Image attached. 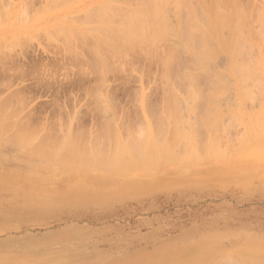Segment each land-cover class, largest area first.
<instances>
[{
	"label": "rangeland",
	"instance_id": "1",
	"mask_svg": "<svg viewBox=\"0 0 264 264\" xmlns=\"http://www.w3.org/2000/svg\"><path fill=\"white\" fill-rule=\"evenodd\" d=\"M166 1L0 0V264H264V139L240 153L264 122V82L256 81L264 68V0H178L183 26L172 38L158 34L159 13L175 22ZM136 12L150 22L142 21L148 35L133 42L113 36L100 16L113 14L114 26L133 28ZM213 21L229 25L217 35L204 28ZM105 35L113 37L111 47ZM225 44L226 51L217 49ZM234 61L252 65L255 83L239 84ZM211 91L219 94L213 107L222 130L203 127ZM190 130L202 149L208 136L222 137L227 155L218 160L203 149L208 159L201 164L180 161L187 150L175 147L176 134ZM146 132L171 149L172 162L159 171L142 163L109 181L112 189L133 183L137 190L68 194L73 178H100L92 160ZM71 153L88 156L92 164L78 160L90 169ZM56 155L64 156L52 160ZM252 160L260 165L253 170ZM58 161L76 166L62 171Z\"/></svg>",
	"mask_w": 264,
	"mask_h": 264
},
{
	"label": "bare ground",
	"instance_id": "2",
	"mask_svg": "<svg viewBox=\"0 0 264 264\" xmlns=\"http://www.w3.org/2000/svg\"><path fill=\"white\" fill-rule=\"evenodd\" d=\"M202 1V0H201ZM204 1V0H203ZM206 1V0H205ZM204 1V2H205ZM218 1H220V0H218ZM232 1V0H231ZM166 2H168V3H170L169 5H172L173 7H174V20H175V22L173 23V24H171L172 22H170V18L168 17V15L166 16L164 13H159L158 14V18H157V14L156 15H153V17L154 16H156V17H154V18H157L158 20H159V22H160V28L159 27H157V28H159V29H162V30H159V31H162V32H158V34H160L159 36H163L164 35V37H166L167 35L169 36L170 35V37H171V35L172 34H174V35H178V32H179V30L182 28V26H181V24H182V21H181V18H180V14H179V11L177 12V10H179V3H178V0H167ZM221 2V1H220ZM223 2V1H222ZM215 3H216V1H215ZM238 3V2H237ZM236 3V4H237ZM232 4H234L235 5V2L234 3H232ZM230 5V6H233V5ZM105 6L104 7H106V4H104ZM216 5L217 4H215V7H216ZM224 5V4H223ZM239 5V4H238ZM228 6V5H227ZM229 6V7H230ZM235 6H237V5H235ZM256 6V5H255ZM264 6V5H263ZM228 7V8H229ZM239 7V6H238ZM109 8V7H108ZM107 7H106V9H108ZM232 8V7H231ZM222 9V8H221ZM256 9V8H255ZM254 9V10H255ZM257 9H258V7H257ZM161 10H163V9H161ZM230 10V9H229ZM253 10V11H254ZM165 11V10H164ZM208 11H209V9H208ZM218 11V10H217ZM233 11V10H232ZM258 11V10H257ZM222 12H224V10H222ZM113 13V12H112ZM111 13V14H112ZM170 13V12H169ZM233 13H235V12H233ZM241 13V12H240ZM104 14V13H103ZM100 15L101 16V20L102 21H104L103 22V24L105 23V25L107 26L106 27V29L109 27V28H111V24H112V29H113V31H111L112 33H113V36L115 35V33L116 34H118L119 36H118V38H122V40H125V41H127L128 39H131V40H129V41H132L133 42V39H135L134 41H138V39H140V37H141V39H142V37H144V36H142L143 34H146V35H148V33H145V31H144V24L147 22V23H149L150 21H146V20H144V18H145V16L143 15V20H141V16L142 15H140V14H137V12L136 13H134L133 15H132V19H133V21H134V27L133 28H131V27H123V28H119V26L118 27H116V25L114 26V24H113V22H114V19H112V18H114V16L113 17H111L112 15ZM110 14V13H109ZM179 14V15H178ZM146 15H148V14H146ZM171 15V14H170ZM189 15H191V14H189ZM234 15H236V13L234 14ZM150 16V18H151V16L152 15H149ZM237 16V15H236ZM242 16V15H241ZM191 17V16H190ZM239 17V16H238ZM237 17V18H238ZM148 18V17H147ZM168 18V19H167ZM116 19V18H115ZM218 19H219V17H218ZM225 19V20H224ZM224 21H226V19H227V17L225 18V16H224ZM230 19V18H229ZM229 19L227 20V21H229ZM100 20V19H99ZM113 20V21H112ZM153 20V19H152ZM169 20V21H168ZM231 21L229 22L230 23V25H231V22L233 23V18H231L230 19ZM236 20H239L240 21V18H238V19H236V17H235V21ZM142 21H145V23L144 22H142ZM156 21L157 20H154L153 22H154V26L155 25H157L158 26V21H157V24H156ZM224 21H222L221 23H218V21H213L212 22V24L215 22L217 25H214L213 24V26L211 27V24H209V22H207L206 24H205V27L204 28H207V30L208 31H212L213 32V29H214V31H216V32H214V33H216L217 35H218V32L221 30L220 28H222L221 26H224L225 25V28H227V26L229 25V23H228V25L226 24V22H224ZM238 21V22H239ZM121 22V21H120ZM153 22H151V24H148L149 25V27H150V25H151V27H152V23ZM237 22V21H236ZM100 23V22H99ZM144 23V24H143ZM210 23H211V21H210ZM242 24V23H241ZM124 25V24H123ZM127 25V24H126ZM154 26H153V31L154 32H157L156 30H157V28L155 27L154 28ZM196 26V25H195ZM232 26V25H231ZM231 26H229L230 28H231ZM115 27V28H114ZM148 27V26H147ZM146 27V28H147ZM199 27V28H198ZM219 27V28H218ZM228 27V28H229ZM103 28V27H102ZM101 28V29H102ZM117 28V29H116ZM198 28V29H197ZM121 29V30H120ZM150 29H151V31H150ZM156 29V30H155ZM199 30V31H201L200 29V26H196L195 27V31H197V30ZM232 29V28H231ZM231 29H229V30H231ZM234 29V28H233ZM232 29V30H233ZM103 30V29H102ZM147 30V29H146ZM218 30V31H217ZM231 30V32H233L234 30H235V35L237 36V38L240 36H238L237 35V30L238 29H234L233 31ZM150 31V32H149ZM222 31V30H221ZM144 32V33H143ZM147 32H149V34L150 33H153L152 32V28H149L148 30H147ZM198 32V31H197ZM239 32V31H238ZM142 33V34H141ZM161 33H164V34H161ZM166 33V34H165ZM202 34L203 36H205L206 37V33L204 32V31H201V32H199V34ZM211 32H209V34H210ZM157 33H155L154 34V36L156 35ZM157 34V35H158ZM216 34H215V36H216ZM233 34V33H232ZM145 35V37H148V36H146ZM155 36L156 38L157 37H159V36ZM166 35V36H165ZM173 35V36H174ZM211 35H214V34H211ZM234 35V34H233ZM115 36H117V35H115ZM138 36H140V37H138ZM161 36V37H162ZM209 35H207V37H208ZM128 39H127V38ZM136 37H138V38H136ZM155 37H154V40H155ZM170 37H168V38H170ZM214 37V36H213ZM219 37V36H218ZM97 38V37H96ZM172 38V37H171ZM237 38L235 37V39L237 40ZM104 38H102L101 40H103ZM149 39V38H148ZM151 39V38H150ZM209 39H211L212 41H213V39L212 38H209ZM215 39V38H214ZM99 41H100V44H101V40L100 39H98ZM211 40H209V41H211ZM216 40H218V39H216ZM235 40V42L237 43V41H239V43H242V42H240L241 40H240V37H239V39L236 41ZM114 40H113V37H111V36H108V35H105V42H106V44H108V45H110V47H111V44H113L114 42H113ZM211 41V42H212ZM221 41V40H220ZM113 42V43H112ZM217 42H219V41H217ZM234 42V41H233ZM123 43V42H122ZM129 43V42H128ZM127 43V44H128ZM214 43V42H213ZM213 43H212V45H213ZM222 44H223V42H221ZM235 43V44H236ZM125 44V43H124ZM116 45V44H115ZM211 45V44H210ZM211 45V46H212ZM219 45V44H218ZM217 45V46H218ZM238 45L239 44H237V47H238ZM216 46V47H217ZM220 46V45H219ZM222 46H227L226 44L225 45H221V48H219V47H217V49H219V50H221V51H224V49L225 48H222ZM233 47V46H232ZM243 47H244V45H243ZM214 50L216 49V48H213ZM232 49V48H231ZM237 49V51H238V49H241V45H240V48H236ZM246 49V48H245ZM244 49V50H245ZM219 50H218V52H219ZM227 50V48L225 49V51ZM243 50V51H244ZM194 51H196V50H194ZM199 51V50H198ZM217 51V50H216ZM242 51V49L241 50H239L238 51V53H240L241 54V56L240 57H242V55L244 54V53H242L241 52ZM247 51V50H246ZM203 52V51H202ZM204 53V52H203ZM237 52L235 53V52H233V54L231 55V57L232 58H234L235 60H236V58L239 56V54H238ZM246 53V52H245ZM245 55V54H244ZM243 55V56H244ZM200 58H202V57H200ZM199 58V59H200ZM238 59H240V58H238ZM231 60H233V59H231ZM200 61H202L203 62V60H200ZM240 61V60H239ZM242 61H245V60H242ZM202 62H200V64L202 63ZM246 62V61H245ZM231 64H232V62H231ZM201 66H203V64L201 65ZM233 66V69H231V73L233 74V73H235L234 75H237L238 74V76H237V79H240L239 80V84L241 83V84H243V83H247L246 85H249L248 84V82L251 80V78H254V76L251 74V72L252 71H250L249 72V70H252L253 68L252 67H250V66H252V65H250V66H247L246 64H240L239 62H237V61H234V63H233V65H231L230 67H232ZM255 66V65H254ZM258 67H259V65H257ZM252 68V69H250V68ZM257 68V67H256ZM260 68V67H259ZM253 71H255V70H253ZM256 72V71H255ZM258 73H259V71H258ZM260 74H262L263 75V77H264V68H263V66L260 68V73L257 75V79H258V77H259V75ZM256 76V75H255ZM192 77V76H191ZM240 77V78H239ZM242 78V79H241ZM249 78H250V80H249ZM255 79V78H254ZM256 79V81L258 82L259 81V83H257V85L259 84L260 85V83L261 84H263L262 82H264V80H257ZM192 80H193V77H192ZM252 82H253V79L251 80ZM250 81V82H251ZM253 83H255V82H253ZM245 84H243L244 86V88H247V86L245 85ZM256 85V84H255ZM240 86V88H242L243 90H244V88L241 86V85H239ZM192 87H194V86H192ZM249 87H251V86H249ZM248 87V88H249ZM260 87H262V85L260 86ZM190 88H191V86H190ZM189 88V90H191ZM195 88H193V90H194ZM241 89V91H243ZM251 89V88H250ZM193 90L190 92V96H191V93L193 92ZM196 90V89H195ZM240 90V89H239ZM197 91V90H196ZM215 91V90H214ZM240 91V92H241ZM251 91V90H250ZM249 91V92H250ZM195 92V91H194ZM193 92V93H194ZM211 92H213V91H211ZM210 92V93H211ZM216 92H218V90L216 91ZM216 92L214 93H211V95H210V97H209V99H208V101L207 100H205V101H207L206 103L204 102V104H206L207 105V107L209 108V113H208V115L206 116L205 115V119H203V121H202V123H204V125H203V127L205 126V128L207 127V129L209 130V128H218V130H222V126L223 125H220V124H222L221 122H222V118H221V116H220V114L218 113V110H216V108L215 107H213L214 106V99H215V101L217 100V98L216 97H218L219 96V94L217 95L216 94ZM219 92H220V89H219ZM244 93H242V97H244V99H249L250 97H251V95H249L247 92V90H245V91H243ZM261 93V92H260ZM195 94H196V92H195ZM194 94V95H195ZM261 94H263V93H261ZM193 95V94H192ZM194 95H193V97H194ZM241 95V94H240ZM195 97H196V95H195ZM190 98H192V96L190 97ZM196 99H198V97L197 98H195V100ZM194 100V101H195ZM200 100V99H199ZM198 100V101H199ZM203 100V99H202ZM250 100V99H249ZM197 101H195L194 103H196ZM200 104V103H199ZM196 106V105H195ZM194 107V106H193ZM194 109V108H193ZM213 111H212V110ZM194 111V110H193ZM212 111V112H211ZM245 111L243 110H238V112H237V114L236 115H238V118H242V121L243 122H245V123H250V118H249V115L247 114V113H244ZM241 113V114H240ZM177 120V119H176ZM0 121H3V120H0ZM223 123H224V121H223ZM2 124H3V122H2ZM259 124H261V134L258 136L257 134H255V133H253L252 135H251V133H252V129H251V133H249L248 134V137L247 138H245L242 142H241V148H240V153H245L246 152V150L248 149V148H250L253 144L255 145V146H259V144L261 143V141L264 139V122L263 123H259ZM1 125V124H0ZM220 126H221V128H220ZM226 126V125H225ZM161 128V127H160ZM157 130V129H156ZM158 130H159V128H158ZM157 130V131H158ZM193 130V129H192ZM192 130H190V131H188V132H182V131H178L177 132V134H176V139H175V141H174V143H175V147L176 146H178V145H180V144H183L184 145V147L186 148V150H187V157H185V158H183L182 156L180 157L179 156V158L181 159L180 161H182L183 163H191V162H193V161H196L195 163H196V165L197 164H199V162H200V164L203 162L202 160H204L203 158H205V156L202 158L201 157V155L199 154L200 152H199V150H203V149H205V150H203L204 152H206L207 153V155L209 156V157H212V158H214V159H218V160H222L221 158H223L224 156H226L227 154L226 153H223L220 149V147L222 146V145H220V142H221V138H219V139H217V136L215 137H209L208 136V138H210L209 140H205L204 138H202V139H204L205 141H206V143H202L203 144V149H202V147H199L198 146V143H199V145H201L200 144V142L198 141V143H197V141H196V139H198L197 138V134L195 133V131L193 132ZM211 130V129H210ZM140 131V130H139ZM143 131V130H142ZM141 131V132H142ZM160 131V130H159ZM217 131V130H216ZM215 131V132H216ZM145 131H143V133H144ZM153 133H154V130L152 131ZM207 132V131H206ZM219 132V131H218ZM147 134H146V136H145V134L144 135H142V137H139V139H140V141L139 142H137V143H135V144H133V145H126V144H124V143H122V142H120V141H116L115 143H113V144H115L114 145V147H113V151L111 152V154L112 155H108L107 157H105V155L104 154H106V153H102V150H100L101 151V153H102V155H100V156H103L104 155V157L103 158H99V159H96V160H92V162H94V166L95 167H97L99 170H98V172L100 173V176H98V177H100V178H102V179H100V178H93L92 176H91V178L90 177H88V179H74L73 178V180H70L69 182V186H68V194H70V195H80V194H83V195H91V194H104L105 193V190H107L106 192L107 193H110V192H114V191H118V190H127V191H132V190H137V188H139V187H136L135 185H133V183H128V184H125V185H123L122 187H120L119 189H112V187H113V185H111V186H109L110 184H109V181H110V179H114V178H116V177H118L119 175H122V174H125V173H128V172H130V173H132L133 174V172H131V171H134V170H136V169H138V166L139 165H141L142 163L143 164H152V166L153 165H155L154 166V169L156 170L158 167V169H160V168H163V164H168L167 162L168 161H170V162H172L170 159L172 158V152H171V149H168L167 147H164L163 148V146H160L155 140H153V138H155V137H157V139H159L158 138V136H154L151 132H146ZM157 133V132H156ZM162 133V132H161ZM194 133H195V135H194ZM115 134V133H114ZM163 135V134H162ZM115 136H118V135H115ZM132 136V135H131ZM130 136V137H131ZM112 137H113V134H112ZM112 137H110L111 139H113V140H111L112 142L114 141V138H112ZM198 137H199V135H198ZM207 137V136H206ZM205 137V138H206ZM162 138V137H161ZM20 139H21V137H20ZM22 139H24V138H22ZM118 140L119 138L117 137H115V140ZM141 139H142V141H141ZM156 139V140H157ZM201 139V140H202ZM66 140H70V139H66ZM120 140V139H119ZM129 140H133V139H130L129 138ZM160 140V139H159ZM174 140V139H173ZM158 141V140H157ZM131 142H133V141H131ZM130 142V143H131ZM168 142V141H167ZM202 142V141H201ZM13 143V142H12ZM68 143L69 142H67V145H68ZM73 143V142H72ZM171 144H173V142L171 143ZM166 145V144H165ZM205 145V146H204ZM71 146H72V144H71ZM167 146V145H166ZM69 147V146H68ZM200 149H199V148ZM22 149V148H21ZM64 149H66L65 147H64ZM69 149V148H68ZM73 149V148H72ZM72 149H70V150H68V151H71ZM76 149V148H75ZM77 150V149H76ZM74 150H72V152H73ZM78 151V150H77ZM107 151V150H106ZM29 152V151H28ZM105 152V151H104ZM108 152V151H107ZM226 152V151H225ZM86 153V152H85ZM100 153V152H99ZM23 154V153H22ZM69 154V153H68ZM72 154V153H71ZM70 154V155H71ZM76 154V153H75ZM226 154V155H225ZM35 155H36V153H35ZM38 155V154H37ZM72 155H74V153L72 154ZM78 155V154H77ZM86 155H87V153H86ZM86 155H85V157H86ZM92 155H95V156H97L98 154H92ZM98 155V156H99ZM41 156V155H40ZM60 156L61 155H56V156H52V160L54 159V160H56L57 161V159L59 158L60 160L61 159H63V158H60ZM64 156V155H63ZM63 156H61V157H63ZM74 156H76V155H74ZM94 156V158H96ZM71 157H73V156H71ZM70 157V158H71ZM80 157V156H79ZM78 156H76V158L74 159V160H78V158H79ZM91 157V156H90ZM89 157V158H90ZM42 158V157H41ZM70 158L68 157V159L69 160H66V162H68V163H71L72 161H73V158H71V160L72 161H70ZM82 158V160H81V162H84V160H87L85 163H87V162H90L91 163V161H89L87 158H88V156H87V158L85 159L84 158V160H83V157L81 156L80 157V159ZM201 158H202V160H201ZM226 158V157H225ZM224 158V159H225ZM64 159H65V157H64ZM80 159L78 160L79 161V163H78V165H85V163H81L80 162ZM205 159H208V157H206ZM76 160V161H77ZM91 160V159H90ZM178 160V162H179V159H177ZM15 161V160H14ZM16 161H18V160H16ZM75 161V162H76ZM199 161V162H198ZM208 161H210V160H208ZM59 163H61L60 161H58ZM169 162V163H170ZM198 162V163H197ZM22 163V162H21ZM45 163V162H44ZM68 163H64V161L61 163V165H60V170H62V171H66L67 170V168H74L75 166H76V164H74L75 166L73 167V166H69V167H67V165H68ZM74 163V162H73ZM73 163H72V165H73ZM89 163V164H90ZM183 163H181L182 165H183ZM24 164V163H23ZM66 164V165H65ZM85 165V166H88V168L89 167H91L90 165ZM92 164V163H91ZM177 164H179V163H177ZM181 164H179V166H181ZM43 165V164H42ZM59 165V164H58ZM190 165H192V164H190ZM195 165V164H194ZM33 166V165H32ZM157 166V168H155ZM255 166H260V165H256L255 164V161L254 160H252L251 162H250V165H249V168L250 169H255ZM45 166H43L42 168H41V170L44 168ZM61 167H63V168H61ZM66 167V169H64ZM84 167V166H83ZM72 168H71V170H72ZM143 168H145L144 166H143ZM183 168V167H182ZM189 168H191L190 166H189ZM85 169V168H84ZM90 169V168H89ZM139 169H141V168H139ZM157 169V170H158ZM181 169V168H180ZM185 169V168H184ZM194 169V168H193ZM69 170L70 169H68L67 171L69 172ZM83 170V169H82ZM82 170H81V166H80V168H79V171L80 172H82ZM199 170H202V169H199ZM73 171V170H72ZM71 171V172H72ZM159 171V170H158ZM193 171V170H192ZM135 172V171H134ZM83 177H84V175H82ZM131 176V175H130ZM147 175H145V177H146ZM87 178V177H86ZM120 178V177H119ZM137 178L138 177H136L134 180H137ZM121 179V178H120ZM130 179H132V178H130ZM141 184V183H140ZM109 186V187H108ZM145 186H143V188H144ZM99 192V193H98ZM76 193V194H75ZM201 257H207V255H204V256H201ZM202 261H205L204 259L203 260H201V262ZM215 262H217V261H215ZM200 263V262H199ZM220 264V262H217V264ZM255 264H258V262H256Z\"/></svg>",
	"mask_w": 264,
	"mask_h": 264
}]
</instances>
